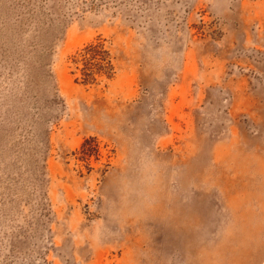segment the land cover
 <instances>
[{
  "label": "rangeland",
  "instance_id": "obj_1",
  "mask_svg": "<svg viewBox=\"0 0 264 264\" xmlns=\"http://www.w3.org/2000/svg\"><path fill=\"white\" fill-rule=\"evenodd\" d=\"M0 264H264V0H0Z\"/></svg>",
  "mask_w": 264,
  "mask_h": 264
},
{
  "label": "trees",
  "instance_id": "obj_2",
  "mask_svg": "<svg viewBox=\"0 0 264 264\" xmlns=\"http://www.w3.org/2000/svg\"><path fill=\"white\" fill-rule=\"evenodd\" d=\"M81 56L84 63L83 75L86 82L95 80L96 71L97 73L102 71L110 73L113 70L110 62H107L108 54L103 51V45H89L84 49Z\"/></svg>",
  "mask_w": 264,
  "mask_h": 264
},
{
  "label": "clouds",
  "instance_id": "obj_3",
  "mask_svg": "<svg viewBox=\"0 0 264 264\" xmlns=\"http://www.w3.org/2000/svg\"><path fill=\"white\" fill-rule=\"evenodd\" d=\"M149 179H150L152 182H157L158 179H159V177H158V175H152V176L149 177Z\"/></svg>",
  "mask_w": 264,
  "mask_h": 264
}]
</instances>
